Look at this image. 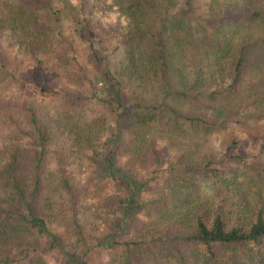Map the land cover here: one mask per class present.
Listing matches in <instances>:
<instances>
[{
	"label": "trees",
	"instance_id": "1",
	"mask_svg": "<svg viewBox=\"0 0 264 264\" xmlns=\"http://www.w3.org/2000/svg\"><path fill=\"white\" fill-rule=\"evenodd\" d=\"M240 2L209 0L203 10L194 0H95L86 10L72 0H0V33L35 59L39 78L31 77L28 84L57 104L44 117L28 100L19 110L5 105L0 111V264H50L48 251L64 248L48 228L45 213L54 202L44 191L54 188L75 200L76 192L90 184L72 182L61 161L51 187L42 177L47 160L65 150L84 160L87 148L103 145L109 147L104 164L115 190L97 198L96 209L118 220L111 224L104 218L111 232L102 240L96 237L92 246L79 237L71 246L74 252H65L70 264H92L89 256L99 250L107 253L102 264H264V175L233 152L236 135L218 160L196 155L204 136L239 117L236 78L230 79L222 61L233 49L232 37L223 30L239 25L235 19L241 16L233 12ZM65 17L72 24L68 39L89 42L103 98L97 77L71 41L59 60L72 67L52 79L45 74ZM111 20L118 23L111 26ZM93 22L101 24L102 38L114 41L111 54H102L90 34ZM244 53L232 68L237 74ZM1 55L0 80L5 77V82L13 72ZM63 75L78 88L69 91L59 84ZM96 99L108 103L106 112L89 110ZM190 102L194 110L184 109ZM162 142L178 145L182 154L164 166L156 154L146 164ZM121 148L123 165L117 162ZM86 205L71 208L80 234L83 224L75 210L83 213Z\"/></svg>",
	"mask_w": 264,
	"mask_h": 264
},
{
	"label": "rangeland",
	"instance_id": "2",
	"mask_svg": "<svg viewBox=\"0 0 264 264\" xmlns=\"http://www.w3.org/2000/svg\"><path fill=\"white\" fill-rule=\"evenodd\" d=\"M72 1L75 4L81 3L86 10H90L95 0ZM208 1L209 0H194V3L203 10H207L206 3ZM256 12L260 13V16L254 15ZM239 16L241 17L235 19L240 21L239 25L238 23L236 25L228 24L223 30L226 36L232 37L233 49L232 54H228L225 62L224 60L222 61V64H227L225 68L227 74H230V79L236 78L235 84L237 91L235 93L237 96L240 95L238 101H241L238 108L240 110L238 113L239 117H237L238 120L236 123H234V119L231 123L228 122L227 127H221L216 131L213 130L209 135L204 136L202 146L196 147V155L199 157V160H202L203 157L218 160L222 154L227 152L228 146L231 145L236 135V139L239 143L235 145L233 152L245 156L247 160L255 165V168L264 175V170H261V167L264 166V0H241L239 8L233 12V17ZM63 22L64 23L61 25L62 38L58 37V39H56L57 50L53 53V58L49 61V64H47L49 67L46 69L45 74H48V78L52 79L55 73L58 72L63 74L61 70H67V67H72L71 63L69 65V61L59 60L61 54L66 52L65 50L70 46V42L68 41H71L73 48L78 51L80 60L83 62L82 64L88 66L89 72L96 78L98 74L95 72L92 56L89 54V42L86 39H68L72 33V24H70L66 17L63 18ZM117 23V20H111L110 22L111 26ZM90 31V34L96 37L97 45L99 47L101 46L102 54H111L114 41L110 40L108 37H101L103 32L101 24L99 22H93ZM223 32L220 33V36L224 34ZM110 38L112 39L111 36ZM219 40L223 41V37H219ZM17 45V43H15V45L11 44L6 36L0 33L1 58L13 72V76L8 77V81L4 82L3 79L5 77L0 80V111L5 105L11 112L19 110L21 105L28 100L34 105H37L39 108L38 113L44 117L45 114L53 112L54 104L56 103L52 100L50 95L42 97L41 91L37 87L28 84L31 77L36 81L39 78L38 75H35L36 73L38 74L34 69L36 66L35 59L31 57L27 51L21 50ZM241 51L245 53L243 59H241L240 73L237 74L232 68L237 64L236 62L240 57ZM112 58H114V55L111 59ZM63 77L64 79H62L59 84H66V90L72 91L78 88L70 84L66 80L65 75H63ZM98 80L97 77L96 85L98 86L99 95L103 98L105 97V89H101L103 85H99ZM43 99H46V101H43ZM188 107L194 110L195 103L190 102L183 106V108L187 110ZM89 110H97L98 113L102 111L106 112L108 110V103H103L101 99H96L94 104L89 106ZM2 122L3 119L0 117V129L3 130ZM25 138L28 139V137H24V139ZM161 138L162 137H160V141L162 140ZM124 140V143H126L127 139L125 138ZM1 143L2 141L0 138V144ZM177 146L178 145H169L164 142L158 143L155 149L157 152L155 154H149V160L146 164L153 163V157L156 156V154L158 158H162V166L171 162H176L177 158L182 154H180L181 150L179 148H175ZM124 148H121L119 150L120 154L117 155V162L121 165L126 161V155H123ZM87 149V158L84 160H82L83 157L80 153L72 154L71 152H65L67 150L55 157L50 156L47 160L49 164L47 166L46 175H42L45 180L50 182L51 187L54 186L57 181V176L53 174L54 170L59 166L58 162L63 161V166L67 168V174L70 176L72 182L78 178L81 184H90L88 189H79V191L76 192L75 200H70L68 197L66 199L63 191H60L58 194L54 191V188H47L44 191L46 195H50L52 202H54V208L51 209V207H48L45 213L48 228L59 235L60 242L64 246V248L61 249L48 251L46 258L50 264H70L65 252L67 254L69 252H74L71 246L77 244L79 237L84 236L88 240V244L92 246L97 242L96 237H100V240H102L111 232V230L106 229L107 226L103 223L104 218H111V224L117 219H115L114 216H105V213L100 208L96 209L97 203H95L97 198L109 197L115 190L108 175H106V163L104 164V162H106V152L109 150V147L103 145L97 147L96 150ZM97 154L99 155L98 157ZM96 157L99 161H96ZM100 181L104 183L102 186H98ZM95 183L97 185L96 187L94 186ZM98 187L102 188L100 189ZM85 191L90 192V195L85 197ZM79 203L87 204L85 212L79 213V209L75 210L78 212L77 218L79 223L83 224V228L81 227L82 234L79 233L80 227L73 221L71 210V208L78 207ZM89 205H92L93 209H88ZM98 212H101L100 217L97 215ZM86 216L87 221L85 220ZM141 218L145 219V216L142 215ZM48 238L45 239V241H47ZM101 251L102 250H99L98 252H92L90 254L89 257L92 264H102V262H104L103 258H107L106 251ZM75 257L78 259L81 257V253L75 252Z\"/></svg>",
	"mask_w": 264,
	"mask_h": 264
}]
</instances>
